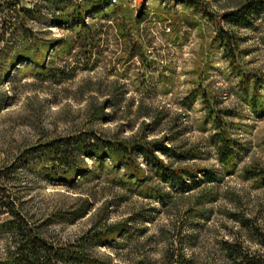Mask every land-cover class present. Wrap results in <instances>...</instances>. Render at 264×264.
<instances>
[{
    "label": "rangeland",
    "instance_id": "obj_1",
    "mask_svg": "<svg viewBox=\"0 0 264 264\" xmlns=\"http://www.w3.org/2000/svg\"><path fill=\"white\" fill-rule=\"evenodd\" d=\"M84 1L0 0V225L12 220L9 201L53 249L101 264L264 260L262 18L223 24L247 0H110L86 14ZM77 7L85 27L56 24ZM230 37L233 62L220 42ZM29 45L43 66L8 65ZM217 128L235 153L226 164L212 145ZM83 134L164 145L188 159L156 157L197 182L169 188L140 154L123 158L130 168L77 156L82 175L49 178L48 145ZM14 242L0 228V261Z\"/></svg>",
    "mask_w": 264,
    "mask_h": 264
},
{
    "label": "trees",
    "instance_id": "obj_2",
    "mask_svg": "<svg viewBox=\"0 0 264 264\" xmlns=\"http://www.w3.org/2000/svg\"><path fill=\"white\" fill-rule=\"evenodd\" d=\"M108 1L110 0H88L87 3L89 5L86 4V6H84L85 10L83 9V13L86 14L90 8L100 7L103 4L105 5ZM80 8L81 7H77L71 11H62L56 17V24L60 25L65 23L66 25H69L73 22H77L81 26L80 28L85 27L81 18L82 14ZM24 12L29 14L30 9H25ZM256 18H262L264 22V2L247 0L239 9L224 13L221 20L223 24L230 27L249 28L253 25V20ZM1 35H3V31L0 29V37ZM228 39L229 38H223L220 42H222L221 45L223 46L227 59L230 60V62H233V51L230 48L231 37L230 40ZM42 58L43 55L39 48L29 45L27 48L16 50L8 65L11 66L22 62H31L38 66H43ZM45 72V69L42 70V73ZM217 129L218 132L212 136V145L216 149L218 161L222 164H226L235 153L233 148L230 147V139H227L219 128ZM48 151L53 154V161L55 162L54 164H56V166L53 165L51 167L48 176L55 181L71 183L73 177L84 173V169H79L74 163L77 156H106L115 162L116 166L120 165L124 168H130L133 166V162L129 159L123 161V158L129 154H140L143 157L144 162L153 168V172L157 179H159L161 183L166 184L169 188H175L182 185L185 182L186 177L191 182H197L195 181L196 173L189 169H171L166 167L163 162L156 157L155 152L176 160H185L188 159V157L177 155L170 151L168 147L158 143L152 144L150 148L142 146H122L102 141L95 135L83 134L77 138L68 137L53 141L48 145ZM59 167L62 169L61 171H59ZM127 172L130 174L129 176L134 174L133 171ZM203 176L206 180H214L212 172L204 171ZM255 176L254 173L248 175L249 178H254ZM261 182L262 186H264V173H261ZM2 197L3 195H0V201ZM7 202L8 203L4 204L5 206H8L7 212L12 220L0 225V228L4 229L7 233L9 232L12 237L15 238V242L13 243L12 250L8 253L7 258L1 260L0 264H53L52 262H60L62 264H101L81 253H63L60 250L53 249V247L48 245L46 241L35 234L27 226L26 221L13 211V205L9 203V201ZM82 212L83 211H80L77 217H80ZM111 229L113 230V227L110 228V231L113 232ZM106 233H108V231H106ZM101 234L103 233H100V235ZM97 242L100 243L101 240H98ZM246 262L247 264H264V260L260 257L257 259L246 258Z\"/></svg>",
    "mask_w": 264,
    "mask_h": 264
}]
</instances>
